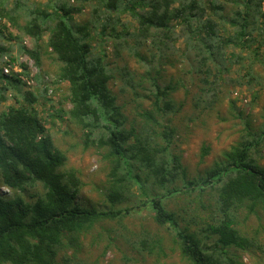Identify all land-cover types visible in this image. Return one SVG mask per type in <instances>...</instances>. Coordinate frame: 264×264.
<instances>
[{
    "label": "trees",
    "instance_id": "trees-1",
    "mask_svg": "<svg viewBox=\"0 0 264 264\" xmlns=\"http://www.w3.org/2000/svg\"><path fill=\"white\" fill-rule=\"evenodd\" d=\"M263 1L47 0L39 6L31 0H0V19L16 29L20 52L34 60V79L44 85L41 93L50 84L67 85L63 99L70 106H59L53 115H65L77 125L87 146L102 148L108 169V206L81 204L77 197L83 182L49 134L36 107L37 94L22 89L25 83L19 76L0 70V101L7 98L3 91L8 85L14 90V101L0 110V188L7 190L0 189V264H59L60 253L67 263L95 223L144 206L158 225L173 230L185 264H239L236 251L258 244L238 226L240 213L264 216V166L259 163L264 107L261 126L245 121L239 140L193 178L172 151L177 129L169 114L182 109L172 93L186 90V81L198 90L190 91L193 107L208 110L229 87L254 81L256 62L264 63ZM84 3L90 6V18L75 22L73 16L83 12ZM93 32L112 37L115 50L127 46L146 66L140 77L124 72L133 95L150 101L140 112L138 131L125 126L123 107L109 86L105 45L93 51ZM23 36L31 46L22 43ZM7 49L0 44V55ZM45 53L58 63L54 79L45 80ZM164 64L176 75H168ZM237 66L247 68L242 76ZM206 153L204 146L201 155ZM178 180L180 185L175 184ZM180 196L190 197L195 210L204 211L202 217L196 212L204 228L180 227L178 213L166 205ZM139 245L148 254L164 250L161 237L142 238ZM68 252L71 256L64 259Z\"/></svg>",
    "mask_w": 264,
    "mask_h": 264
},
{
    "label": "rangeland",
    "instance_id": "rangeland-1",
    "mask_svg": "<svg viewBox=\"0 0 264 264\" xmlns=\"http://www.w3.org/2000/svg\"><path fill=\"white\" fill-rule=\"evenodd\" d=\"M47 0H31V3L42 6ZM78 3V2H72ZM81 14L73 16L75 22H85L90 18L89 4L84 3ZM264 7V1H263ZM23 22V19H20ZM18 34L16 29L5 19H0V44L7 46L6 52L0 55V70L7 76H19L25 85L22 89L32 90L37 94L36 107L42 117L49 134L55 144L67 154V166L78 170L83 185L78 194V201L84 206L104 208L108 206L105 199V185L107 178V161L104 159L105 151L102 148L85 144L83 131L64 117H55V111L60 107L68 109L70 104L63 96L67 92L66 83L50 84L43 95V84H37L34 76L38 70L34 60L27 54L21 53L15 38ZM102 36V35H101ZM105 37V38H104ZM22 43L31 46L32 42L27 36H23ZM93 51L98 52L105 45L108 69L112 74L110 88L117 94L118 103L126 116L125 126H134L136 130L142 125V108H149V99L133 95V87L126 83L129 76L125 70H129L133 77H140L147 70L142 61L134 55L127 46L115 50L112 37L100 35L94 32L90 38ZM132 44V41H129ZM261 56L264 58V45L260 47ZM142 50V49H141ZM119 52L116 54V52ZM246 62V61H245ZM42 65L46 71L45 80L54 79L58 70V63L54 58L45 53L42 57ZM26 67L28 72L23 74ZM167 66V67H166ZM163 67L168 75H176V70L167 64ZM6 69V71H4ZM238 75L242 76L247 68L239 69ZM256 78L251 84L229 87V90L220 103L212 109H200L193 107L191 92H197V87L185 82L184 88H179L172 93L175 101L183 103L178 113H171L169 117L177 129L172 151L181 157L182 164L190 178L198 176L205 169L211 167L222 158V153L235 144L242 133L245 121L258 128L263 121L261 114L264 107V63L256 62L254 66ZM4 92L7 97L0 101V110L11 104L14 100L11 94L14 92L9 87ZM124 88V91H123ZM137 89V88H136ZM139 90V89H138ZM191 91V92H190ZM2 93V92H1ZM148 91H146V94ZM135 96V97H134ZM233 101V105L230 103ZM53 112V113H52ZM166 119V118H165ZM164 119V121H166ZM160 121H162L160 119ZM155 128L159 125L152 124ZM207 147V153L201 155L203 147ZM259 159L264 166V142ZM175 184L180 185V180ZM1 190L7 191L5 188ZM138 196L139 192L134 191ZM163 192V190H159ZM190 197L180 196L166 201L169 209L178 213L180 227L189 224L193 228H204V222L196 217V212L202 217L206 214L202 210H195L196 202L191 203ZM238 226L248 235L258 241L257 245L248 250H237L239 264H264V216L261 212L244 216L241 212L238 217ZM161 237L163 253L153 252L148 254L141 249L140 239ZM71 256V252L65 257ZM63 256H58L59 264H185L181 257L174 239V232L170 227L158 225L153 219V212L147 206L134 209L123 214L119 218L105 219L95 223L93 228L82 239V248L70 261H62Z\"/></svg>",
    "mask_w": 264,
    "mask_h": 264
},
{
    "label": "built area",
    "instance_id": "built-area-1",
    "mask_svg": "<svg viewBox=\"0 0 264 264\" xmlns=\"http://www.w3.org/2000/svg\"><path fill=\"white\" fill-rule=\"evenodd\" d=\"M4 71H6V69H4Z\"/></svg>",
    "mask_w": 264,
    "mask_h": 264
}]
</instances>
